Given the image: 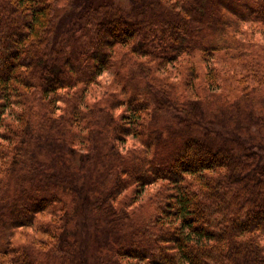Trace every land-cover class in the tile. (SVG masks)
Here are the masks:
<instances>
[{
	"label": "trees",
	"instance_id": "trees-1",
	"mask_svg": "<svg viewBox=\"0 0 264 264\" xmlns=\"http://www.w3.org/2000/svg\"><path fill=\"white\" fill-rule=\"evenodd\" d=\"M127 2L0 0V264H264V0Z\"/></svg>",
	"mask_w": 264,
	"mask_h": 264
},
{
	"label": "rangeland",
	"instance_id": "rangeland-1",
	"mask_svg": "<svg viewBox=\"0 0 264 264\" xmlns=\"http://www.w3.org/2000/svg\"><path fill=\"white\" fill-rule=\"evenodd\" d=\"M113 1L114 2H117V3L121 2V3H124V4H127L128 3L127 0H113ZM107 78L109 79L108 76H105V78L103 79V81H107Z\"/></svg>",
	"mask_w": 264,
	"mask_h": 264
}]
</instances>
